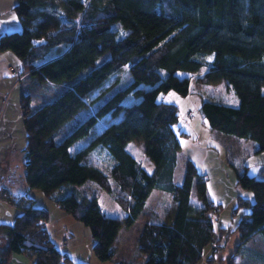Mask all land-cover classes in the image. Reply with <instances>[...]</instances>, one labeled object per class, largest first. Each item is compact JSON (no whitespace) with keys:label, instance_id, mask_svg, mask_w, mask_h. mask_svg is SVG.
Returning <instances> with one entry per match:
<instances>
[{"label":"trees","instance_id":"1","mask_svg":"<svg viewBox=\"0 0 264 264\" xmlns=\"http://www.w3.org/2000/svg\"><path fill=\"white\" fill-rule=\"evenodd\" d=\"M15 12L22 29L1 34L0 51H12L38 82L69 80L91 67L37 108H32L29 94L21 95L28 188L42 191L86 226L93 253L102 262L113 258L120 227H130L151 192L161 190L176 204L174 219L143 225L137 248L144 264L212 262L223 245L213 249L211 243H220L224 232L218 226L215 231L208 215L214 206L191 160L181 183L174 181L179 137L186 133L175 131L178 106L155 96L170 90L187 96L189 81H181L178 72L196 73L208 65L197 81L224 82L238 104L201 97L202 118L210 129L251 142L254 153L264 152V0H17ZM59 46L63 52L48 58ZM104 54L108 57L97 64ZM208 56L212 60L207 64ZM106 83L90 99L102 102L82 117L88 97ZM104 117H110L105 126L73 151ZM64 125H69L67 133H61ZM134 140L144 141V154L153 164L150 172L126 149ZM100 149L111 160L109 173L85 161ZM236 182L252 194V200L236 199V209L247 210L235 226L236 253L264 262V253L247 246L257 237L264 243V178L249 174L245 166L236 171ZM194 184L202 205L191 203ZM100 191L124 211L122 218L101 211ZM27 201L12 224L0 223V235L7 239L0 264L21 252L31 253L34 264H70L43 228L48 211L31 198ZM227 264H237L235 255Z\"/></svg>","mask_w":264,"mask_h":264},{"label":"crops","instance_id":"2","mask_svg":"<svg viewBox=\"0 0 264 264\" xmlns=\"http://www.w3.org/2000/svg\"><path fill=\"white\" fill-rule=\"evenodd\" d=\"M16 4L17 0H0V35L21 31L22 24L15 12ZM11 66L16 68V72L10 70ZM38 83L46 82H38L32 77L29 70L25 69L22 61L12 51H0V223L12 224L16 217L21 214L20 206L28 203L27 198H31L35 206L44 207L47 211V206L49 208L50 205L47 204V198L43 199L35 192L33 193L24 181V149L27 143V135L23 126L20 100L22 94H29L32 105L35 99L32 90ZM32 108L34 109L33 106ZM202 125L203 130L209 128V126L206 128L204 123ZM212 131V129L209 130L208 137L211 141L202 137L201 134L197 140L189 144L186 143L189 134L178 128L176 131L178 134L185 132L186 135L179 137L181 149L177 156V164L178 158L183 152L181 139L184 138V143L187 144L184 163L186 164L187 159H189L196 165L200 176L205 177L208 203H213L219 208L217 226L222 228V233L224 232V237L220 241L223 247L220 249L223 251L232 236L231 243L234 242L236 249L227 259L221 256L222 251L220 250L214 253L212 262L206 263L202 259L197 264H227L232 255H235L236 259L239 255L236 253L239 233L235 226L241 215L247 212L244 208L236 209V199L238 196H242L252 200V194L243 190L236 182V171L243 169V166L238 161L232 162L229 157L230 152L222 144V139L217 140L218 137L214 136ZM258 166L259 172L262 174V177L258 178H264V162ZM158 191L155 207L149 213V217L140 218V214L130 227H120L115 239L116 251L109 261L102 262L95 257L89 229L71 215L63 212L56 204H53L52 207L54 208L51 209L52 212L57 209L55 216L48 212V220L43 223V228L54 246L70 258V264H144L145 256L140 254L137 248V238L143 225L153 219L170 224L174 219L176 210V204L171 196L161 190ZM196 198L192 204L202 205L201 200ZM38 201L40 205H38ZM156 208L159 209L156 210ZM124 215L123 211V214L117 217L122 218ZM131 227L135 229L136 233L133 235L132 246L129 248L124 232L128 233ZM256 240L262 242L257 237L250 241L252 246L256 244ZM6 247L7 239L0 235V248ZM208 253L207 250L205 254L208 255ZM7 264H34V259L31 253H13Z\"/></svg>","mask_w":264,"mask_h":264},{"label":"rangeland","instance_id":"3","mask_svg":"<svg viewBox=\"0 0 264 264\" xmlns=\"http://www.w3.org/2000/svg\"><path fill=\"white\" fill-rule=\"evenodd\" d=\"M64 50L63 46H59L56 48H53L48 57H55L62 53ZM108 57V54H104L97 60V64L101 63ZM212 57H207V64L211 62ZM208 68L207 66H203L198 72L196 73H188L184 71H179L178 75L181 81L188 80L189 81V93L187 96H181L180 94L174 92L173 90H170L168 92H161L157 93L155 96L156 101H164V102H173L178 106L179 109V120L176 125L175 130L179 128L180 130L185 131L189 134V138L187 139L186 143L191 144L192 141L197 140L199 138V135L202 134V137H206L208 139L209 137V129L207 126L206 121L202 118L198 107L201 102V97L204 99L210 100V101H217L222 102L224 104L228 105H237L238 104V98L233 94L231 90H228L224 84V82H220L217 84H202L199 81H197V77L200 76L204 71H206ZM91 70V67L84 68L79 74H77L75 77L69 79V80H63L61 82H50L46 81V83H38V85L33 87V93H34V100L32 102V106L34 108L39 107L43 103L50 101L53 97L61 93L64 89L69 87L74 81H76L78 78L84 76L86 73H88ZM110 80L109 82H111ZM108 82V83H109ZM108 83L102 85L99 89H97L93 94H91L88 97L89 105L85 111L82 113V117L86 113L92 112L95 107L100 104L102 101H99V98H97L94 102H92L90 99L94 98L97 94H99L103 89H106L108 86ZM190 110L191 114L189 116H183V114ZM80 116V117H81ZM79 120V119H77ZM110 120V117H104L101 119L98 124L92 129L89 137H86L84 139H81L75 143L73 146V151L81 148L84 144L88 142V140L94 136L97 132L102 129L105 124ZM75 121L72 122L74 124ZM205 124V127L208 128L207 130H203V125ZM70 125V124H69ZM69 125H64V127L61 130V133H67L66 130L69 128ZM208 133V134H207ZM214 136H217L222 139V144L224 147H226L227 150L230 152V159L232 162L238 161L241 163L243 167H247L248 173L251 175H256L257 177H262L261 172H259V166L258 164L264 162V152L260 153H254L253 152V145L251 142L235 138L233 136H227L222 135L218 131L213 130L211 132ZM210 133V134H211ZM213 139V138H212ZM211 141L210 139H208ZM185 139H181V142L183 143V152L181 156L178 158V164L176 166L175 174H174V181L176 183H181L185 171V163H184V157H185V149L187 144L184 143ZM220 141V140H219ZM126 149L139 161L141 162L142 166L147 170L151 171L153 169V164L150 162V160L147 159V157L144 154L145 144L144 141L141 140H134L127 144ZM220 150V149H219ZM86 163L92 164L98 168H100L105 173H109V169L111 166V160L108 158V155L104 150H95L88 154V156L85 158ZM91 182H87L85 185L89 186ZM87 188V187H86ZM41 196V198H46V196L42 193L40 190L36 189H30ZM158 189H154L151 194L149 195L148 199L146 200L145 207L141 213L140 218L149 217V213L153 210L155 207V201H156V194H158ZM196 188L195 185H193L191 190V203H194L196 201ZM39 199V198H37ZM48 199V198H47ZM46 199V200H47ZM98 205L100 206V209L103 213L109 216H119L123 214L122 209L119 207V205L111 198V196L105 192L100 191L98 195ZM47 204L49 205V208L47 206L48 212L55 216V211L52 212V206H54L53 202L51 200H47ZM38 205H40V202L38 201ZM159 208H156L158 210ZM59 212V211H58ZM83 226V225H82ZM139 226V224H138ZM125 228V227H122ZM125 230V229H122ZM135 229L131 227V229L128 231V233L124 232L126 234L125 239L128 240V246L131 248L132 246V238L135 234ZM123 234V233H122ZM233 236L229 239V244H226L223 251L222 249H219L218 251H222L221 256L224 258H228L231 253L233 254L236 245L232 242ZM256 244L253 246L251 245V242L247 244L248 247H252L255 250H258L262 253H264V245L261 241L256 240ZM217 251V252H218ZM237 264H264V262L256 261L252 258L243 256L242 254L238 255L236 257Z\"/></svg>","mask_w":264,"mask_h":264},{"label":"built area","instance_id":"4","mask_svg":"<svg viewBox=\"0 0 264 264\" xmlns=\"http://www.w3.org/2000/svg\"><path fill=\"white\" fill-rule=\"evenodd\" d=\"M10 70L13 71V72H16V68H14L13 66L10 67ZM190 114H191V111H188L187 115H190ZM211 205H213L214 207L211 209V211L208 213V215L212 219L215 231L217 232V217H218V214H219V210L215 207V204L211 203ZM220 246H221V244L218 241H216V240L212 241V243H211V247L213 249L218 248Z\"/></svg>","mask_w":264,"mask_h":264}]
</instances>
